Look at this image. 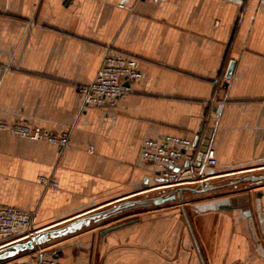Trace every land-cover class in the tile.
Masks as SVG:
<instances>
[{
  "label": "crops",
  "instance_id": "0c3cea01",
  "mask_svg": "<svg viewBox=\"0 0 264 264\" xmlns=\"http://www.w3.org/2000/svg\"><path fill=\"white\" fill-rule=\"evenodd\" d=\"M106 49L135 58L142 73L113 110L85 106L78 91L95 79ZM20 121L69 133L60 149L0 129V204L36 212L34 229L134 202L47 243L44 258L264 264V180L244 179L264 177V0H0V122ZM209 128L217 164L205 174L216 188L135 203L170 191L156 189L143 141L202 143ZM33 256L26 250L0 264Z\"/></svg>",
  "mask_w": 264,
  "mask_h": 264
},
{
  "label": "built area",
  "instance_id": "2783aa9c",
  "mask_svg": "<svg viewBox=\"0 0 264 264\" xmlns=\"http://www.w3.org/2000/svg\"><path fill=\"white\" fill-rule=\"evenodd\" d=\"M143 1L161 3L168 0ZM120 6L123 7V5ZM129 10H132V7ZM141 78L142 73L138 69L135 58L106 49L95 79L90 84L80 85L78 91L82 95L85 106L113 110L118 100L134 92L131 82ZM0 129L17 137L50 143L60 149L69 145L68 132L52 133L35 128L24 121L13 124L0 122ZM200 145L199 136L197 144L195 140L179 135L145 139L142 144V158L159 172L160 184L156 189L166 191L180 186H199L213 179L215 176H207L205 170L217 164L215 150L210 145L203 152L201 166L196 167L195 162L200 152ZM39 181L45 187H58L54 179L46 176H41ZM35 219L34 211L0 204V248L28 240L41 231L34 229ZM43 249V246L33 249L34 256L29 264H59L54 258H44Z\"/></svg>",
  "mask_w": 264,
  "mask_h": 264
},
{
  "label": "water",
  "instance_id": "95a60500",
  "mask_svg": "<svg viewBox=\"0 0 264 264\" xmlns=\"http://www.w3.org/2000/svg\"><path fill=\"white\" fill-rule=\"evenodd\" d=\"M235 68V61H231L226 73V78L230 79L232 77L233 71ZM228 85L227 80L223 82L222 86L226 87ZM213 129L209 128L206 131L205 138L203 139L202 143H200V152L198 153L195 166L200 167L201 166V160L203 152H205L208 147L211 145V139L213 135ZM198 143V137L195 139V144ZM188 164V163H187ZM245 180H251V181H261L264 180V177L259 176H253V177H245ZM216 188L213 184H210L209 182H205L204 184H200L199 186H196L194 188L189 187H178L174 188L168 192H163L157 196L147 198L145 200H138L135 203L142 204V203H148L152 202L155 204L163 203L166 201H176L177 199L179 201L183 200V192L185 190H190L193 192H207L210 190H213ZM134 202H124L120 205L114 206L109 209L93 212L87 215H84L80 218H77L65 225L49 228L46 230H41L37 232L35 235H33L30 239L16 242L14 244H11L9 246H5L4 248H0V262L12 255H15L19 252L26 251V250H33L37 246H44L47 243L56 240L58 238L67 236L69 234L75 233L79 230H82L85 227H89L92 223L98 222L103 218H106L108 215H110L113 212L119 211L122 207L128 208L131 204ZM227 208H232V205L225 206ZM110 227L106 231H110L115 229L116 227Z\"/></svg>",
  "mask_w": 264,
  "mask_h": 264
},
{
  "label": "rangeland",
  "instance_id": "374dc122",
  "mask_svg": "<svg viewBox=\"0 0 264 264\" xmlns=\"http://www.w3.org/2000/svg\"><path fill=\"white\" fill-rule=\"evenodd\" d=\"M213 194V193H212ZM189 198H192V196H189Z\"/></svg>",
  "mask_w": 264,
  "mask_h": 264
}]
</instances>
